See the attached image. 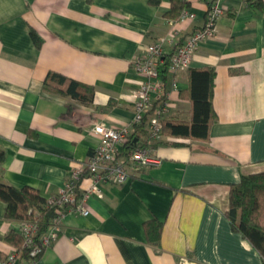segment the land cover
<instances>
[{"label":"crops","instance_id":"0c3cea01","mask_svg":"<svg viewBox=\"0 0 264 264\" xmlns=\"http://www.w3.org/2000/svg\"><path fill=\"white\" fill-rule=\"evenodd\" d=\"M209 1L190 0L184 9L194 19L171 27V0H0V183L56 196L98 145L96 125L127 128L158 161L127 164L122 185L100 184L87 216L66 212L38 264H264L227 217L230 187L264 172V0H218L216 34L175 75L176 89L166 72L163 120L190 124L189 73L214 70L205 140L167 132L152 139L146 124L132 122L131 95L143 81L132 61L172 30L179 44L202 28ZM49 73L92 88L91 102L46 91ZM90 186L85 172L77 194ZM5 209L0 199V262L19 244V221ZM149 221L161 223L158 247L147 241Z\"/></svg>","mask_w":264,"mask_h":264},{"label":"built area","instance_id":"2783aa9c","mask_svg":"<svg viewBox=\"0 0 264 264\" xmlns=\"http://www.w3.org/2000/svg\"><path fill=\"white\" fill-rule=\"evenodd\" d=\"M190 1V0H186ZM224 13L218 0H215L206 12L205 24L202 28L191 32L183 42H177L178 31L172 30L166 36L158 37L154 42L146 45L142 56L132 61V68L143 81L140 87L132 93L133 119L136 125L146 124L152 139L161 136L162 120L168 112V93L161 79V72L165 64L166 48H172L168 55L167 73L173 77L171 87L176 89L174 77L177 73L188 69L192 55L198 45L212 39L216 34V23ZM195 15L184 9L178 19L170 22V26H183L193 20ZM93 132L99 142L84 169L75 168L70 171L68 180L54 197L46 199V205L54 208V215L44 234L38 235V224L34 221H19L18 232L22 237L23 253L12 252L0 264H38L42 252L55 239L60 231V223L68 211L79 212L87 216L89 211L85 205L88 199L95 195L102 198L100 184L122 185L128 178L127 164L141 166H155L158 161L149 156L144 148H134L123 154V146L128 141L127 128L115 129L103 125H96ZM125 160L124 162L121 160ZM88 173L91 186L81 195L77 194V185ZM36 218V216H35Z\"/></svg>","mask_w":264,"mask_h":264},{"label":"trees","instance_id":"16d2710c","mask_svg":"<svg viewBox=\"0 0 264 264\" xmlns=\"http://www.w3.org/2000/svg\"><path fill=\"white\" fill-rule=\"evenodd\" d=\"M159 0H149L151 5H156ZM215 0L208 2L210 6ZM247 5H256V2L247 1ZM189 6L186 0H171V10L167 17L177 20L184 8ZM30 37L36 47L41 44L38 36L31 31ZM168 55L161 72L164 81L168 68ZM214 70L204 68L191 70L190 99L192 102V119L190 124L171 123L162 120L161 133L167 132L173 137L193 138L205 140L208 135L209 125L214 118L211 105L212 89L214 85ZM44 89L62 96L70 97L79 102H91L92 88L86 87L76 81L49 73L44 81ZM132 136L123 146V154L134 148H143ZM1 162V155H0ZM0 199L6 204L5 216L15 221H36L38 235L44 234L54 215V208L46 205V199L40 197L30 188L16 189L0 183ZM229 207L227 217L232 228L240 233L264 257V172L242 175L236 185L229 191ZM36 216V218H35ZM148 243L158 247L161 234V223L149 221L144 224ZM17 252L23 253L22 237L19 234Z\"/></svg>","mask_w":264,"mask_h":264}]
</instances>
